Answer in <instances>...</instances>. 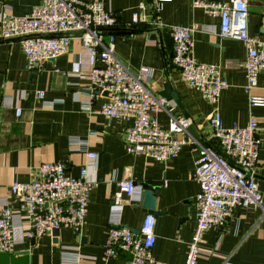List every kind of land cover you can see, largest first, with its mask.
<instances>
[{
	"label": "crops",
	"instance_id": "1",
	"mask_svg": "<svg viewBox=\"0 0 264 264\" xmlns=\"http://www.w3.org/2000/svg\"><path fill=\"white\" fill-rule=\"evenodd\" d=\"M41 1L0 0V14L7 10L16 17L26 16ZM84 1L101 2L115 14L114 28L124 33L114 34L117 58L134 72L141 68L152 70L150 88L157 96L171 81L179 102L167 101L175 104L178 114L191 120L187 136L206 144L212 134L209 121L216 113L224 128L244 127L251 118L255 120L260 151L254 178L264 203V107L249 105L250 96L264 97V72L258 74L256 86L247 90L244 44L218 35L219 18L194 7L196 1L228 0H171L164 2L159 12L154 11L153 0ZM141 4L143 11L139 10ZM247 5L248 33L264 43V0H248ZM134 13L142 14L148 23L134 25ZM154 21L191 30L194 58L217 66L227 83L216 103L208 102L201 92L184 82L172 64L171 38L165 29L153 27ZM90 66H100L98 57L92 60L87 56L76 36L67 53L45 62L34 72L26 69L19 40H0V201L17 208L9 186L31 180L42 163H62L74 178L86 167L94 182L80 239L72 230L60 229L57 237L45 234L32 244L26 237L29 226L25 221L21 244L12 253L0 252V264H75L77 256L84 259L80 264H127L126 254L101 259L107 232L119 216L111 210V196L117 190L116 183L124 179L133 180L139 190L132 198L124 195L120 224L138 232L143 218L149 215L141 204L143 186L154 187L159 215L154 217L153 257L160 262L183 264L196 225L199 185L192 175L198 150L196 146H184L175 159L167 162L126 152L123 136L130 124L98 112L106 96L90 92ZM37 90L44 92L43 100L35 96ZM158 120L167 128L165 113H159ZM212 144L219 150L216 142ZM90 152L96 154L95 159L87 158ZM201 247L212 254L201 255L197 264H264L261 210L235 209L222 227L205 232Z\"/></svg>",
	"mask_w": 264,
	"mask_h": 264
},
{
	"label": "built area",
	"instance_id": "2",
	"mask_svg": "<svg viewBox=\"0 0 264 264\" xmlns=\"http://www.w3.org/2000/svg\"><path fill=\"white\" fill-rule=\"evenodd\" d=\"M170 1L153 0L154 11L159 12L164 2ZM247 1H196L194 7L219 18L218 35L244 44L243 68L246 89L250 90L256 86L258 74L264 72V43L248 33ZM139 10H144L142 4ZM133 23L148 22L142 14L134 13ZM116 24L115 14L98 1L42 0L26 16L16 17L7 10L1 12L0 40H19L26 69L34 72L45 62L67 53L71 39L76 36L87 50V56L92 60L98 57L100 63L87 71L90 92L107 93L98 112L106 118L130 124L123 136L126 152L167 162L175 159L182 147L196 146L198 157L192 175L199 185L195 198L196 225L183 264H197L201 255L212 254L201 247L205 232L222 227L235 209L259 208L264 220L263 198L254 178L260 151L257 123L251 118L244 127L224 128L216 113L209 121L212 134L206 144L187 136L191 120L178 114L175 104L152 91V70L141 68L134 72L117 58L114 35L104 33ZM152 24L168 32L172 41V64L188 87L201 92L208 102L216 103L227 83L217 66L194 58L191 30L166 27L158 21ZM44 95L41 90L35 92L40 100ZM249 105L264 107V97L250 96ZM159 113L166 114L167 128L159 123ZM16 114H20L19 108ZM213 142L218 144L219 150ZM87 158L95 159L96 154L90 152ZM116 186L111 196V210L119 216L107 232L101 259L106 261L126 254L129 256L127 264H169L153 257L156 220L152 215L143 218L138 234L120 224L124 195L132 198L139 188L131 179L120 180ZM93 187L86 167L74 178L67 173L64 164L55 162L40 164L28 182H12L9 194L16 198L18 207L0 201V252L12 253L16 245L21 244L25 221L29 226L26 237L30 239H39L60 229H70L80 239ZM83 260L77 256L75 264Z\"/></svg>",
	"mask_w": 264,
	"mask_h": 264
},
{
	"label": "water",
	"instance_id": "3",
	"mask_svg": "<svg viewBox=\"0 0 264 264\" xmlns=\"http://www.w3.org/2000/svg\"><path fill=\"white\" fill-rule=\"evenodd\" d=\"M128 33H132L133 29H128ZM124 34L119 32L118 29L112 28L108 31V34ZM102 95L107 96V93L104 92ZM159 96L165 98L166 100H174L176 103L179 102L178 99V95L172 91V83L171 81L167 82L164 85V89L159 93ZM141 198H142V206L144 208L147 209L148 214L152 215L153 217H157L159 215L158 212H156L155 210V206H156V197L154 195V187L152 186H148V185H144L143 186V190L141 192ZM58 231L59 230H52L49 234H51L53 237H57L58 236ZM136 234H138V232H136ZM38 239L37 238H31V242L33 244V242H36ZM82 241H84V238L81 239ZM54 241H56V239H54Z\"/></svg>",
	"mask_w": 264,
	"mask_h": 264
}]
</instances>
